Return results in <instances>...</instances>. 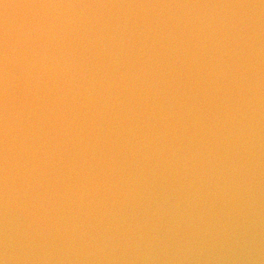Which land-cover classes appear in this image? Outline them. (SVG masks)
Wrapping results in <instances>:
<instances>
[{
  "label": "clouds",
  "instance_id": "1",
  "mask_svg": "<svg viewBox=\"0 0 264 264\" xmlns=\"http://www.w3.org/2000/svg\"><path fill=\"white\" fill-rule=\"evenodd\" d=\"M60 6L63 5L44 3L41 0H0V32L3 34L5 60L8 58L10 34L15 37L17 47L14 51L24 55L30 41L41 30L42 10ZM254 6L264 8V0Z\"/></svg>",
  "mask_w": 264,
  "mask_h": 264
}]
</instances>
